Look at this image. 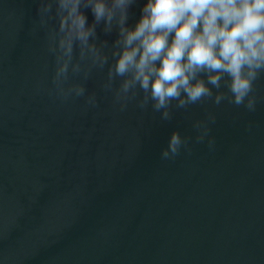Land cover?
Instances as JSON below:
<instances>
[{
  "label": "water",
  "instance_id": "1",
  "mask_svg": "<svg viewBox=\"0 0 264 264\" xmlns=\"http://www.w3.org/2000/svg\"><path fill=\"white\" fill-rule=\"evenodd\" d=\"M37 8L0 0V264H264V79L254 111L207 102L168 121L121 111L106 69L62 101ZM175 131L188 147L163 160Z\"/></svg>",
  "mask_w": 264,
  "mask_h": 264
},
{
  "label": "clouds",
  "instance_id": "2",
  "mask_svg": "<svg viewBox=\"0 0 264 264\" xmlns=\"http://www.w3.org/2000/svg\"><path fill=\"white\" fill-rule=\"evenodd\" d=\"M37 3L33 33L44 32L54 60L50 91L62 101L84 97V81L106 69L102 87L121 111L134 102L168 121L173 109L207 102L255 110L257 84L264 79V0ZM134 7L140 16L130 25ZM98 28L106 36L115 33L111 43L100 39ZM86 104L96 105L94 93L86 96ZM208 120L215 121L213 113ZM195 127L202 142L208 123L197 121ZM187 147V139L172 132L161 159H174Z\"/></svg>",
  "mask_w": 264,
  "mask_h": 264
}]
</instances>
